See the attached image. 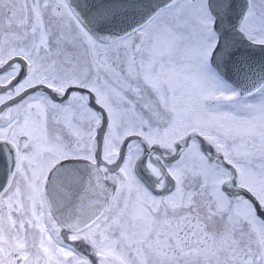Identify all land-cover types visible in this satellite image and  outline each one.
Returning <instances> with one entry per match:
<instances>
[{
  "label": "snow or ice",
  "instance_id": "snow-or-ice-1",
  "mask_svg": "<svg viewBox=\"0 0 264 264\" xmlns=\"http://www.w3.org/2000/svg\"><path fill=\"white\" fill-rule=\"evenodd\" d=\"M0 264H264V0H0Z\"/></svg>",
  "mask_w": 264,
  "mask_h": 264
}]
</instances>
